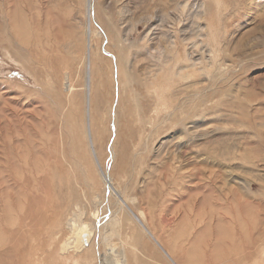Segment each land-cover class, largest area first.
I'll return each mask as SVG.
<instances>
[{
    "label": "rangeland",
    "instance_id": "374dc122",
    "mask_svg": "<svg viewBox=\"0 0 264 264\" xmlns=\"http://www.w3.org/2000/svg\"><path fill=\"white\" fill-rule=\"evenodd\" d=\"M86 14V0H0V264L57 263L79 206L96 224L120 216L116 246L133 241L147 247L140 260L170 264L94 162ZM91 22L100 34L91 49L93 139L116 188L167 247H186L173 252L177 261L264 263V0H95ZM212 172L226 174L219 191L229 180L242 188L243 224L238 201L212 193ZM230 247H248L249 258Z\"/></svg>",
    "mask_w": 264,
    "mask_h": 264
},
{
    "label": "bare ground",
    "instance_id": "6f19581e",
    "mask_svg": "<svg viewBox=\"0 0 264 264\" xmlns=\"http://www.w3.org/2000/svg\"><path fill=\"white\" fill-rule=\"evenodd\" d=\"M176 2V1H175ZM103 3V2H102ZM195 3V2H194ZM172 4V3H171ZM176 4V3H175ZM186 4V3H185ZM199 4V3H198ZM94 5H95V0H86V11H87V14H86V17H87V30H86V49H87V51H86V69H85V71H86V73H85V75H86V84H85V88H86V103H87V110H86V131H87V138H88V142H89V145H90V148H91V153H92V156H93V158H94V162H96V165H97V167H98V169H99V173H100V176H101V178L103 179V181H104V183H105V186L107 187V189H108V191L109 192H111L117 199H118V201L124 206V207H126V209H128V213L131 215V217H132V219H134V221H135V223L137 224V225H139V227L142 229L141 230V232L143 231V233L145 234V236H143V237H148V238H150L154 243H155V245L163 252V255H165L168 259H169V263L170 264H183L182 262H179V261H177V259H176V257H175V255H174V253L175 252H178V251H180V250H184L186 247H175V248H170L169 249V247H167V245H165L162 241H161V237L159 238V235H157V234H155V232L156 231H153V229L150 227V225L148 224L149 222H148V216H147V214L144 212V210L142 211V210H140V211H135L132 207H131V205L129 204V202H130V199H129V201L127 200L128 198H126L125 199V197L123 196V194H122V192L121 191H119L117 188H116V186H115V184H114V182H113V178L111 177V173L109 174V173H107L104 169H103V167H102V163L100 162V160H99V157H98V155H97V151H96V148H95V142H94V139H93V132H92V125H91V120H92V116H91V104H92V100H91V94H92V54H91V49H92V46H93V37H94V35H96V36H99L100 37V34H99V31L98 30H95L94 29V27L92 26V22H91V19H92V13H93V9H94ZM179 5V4H178ZM200 5H202L203 6V4H200ZM103 6H104V4H103ZM195 6V5H194ZM101 7V6H100ZM107 7V6H106ZM200 7V6H199ZM172 8V7H171ZM176 8V7H175ZM180 8V7H179ZM182 8V7H181ZM202 8V7H201ZM105 10V9H104ZM201 10V9H200ZM199 10V11H200ZM107 11V10H106ZM106 11H104V12H106ZM173 11V10H172ZM175 11V10H174ZM176 11H179V10H177L176 9ZM198 11V10H197ZM197 11H195V12H197ZM110 12V11H109ZM184 12H185V10H184ZM204 12V11H203ZM163 13V12H162ZM179 13V12H178ZM199 13H201V12H199ZM106 14H107V12H106ZM111 14V13H110ZM171 14V12H169V15ZM186 14V13H185ZM195 14V13H194ZM196 14H198V13H196ZM109 15V14H108ZM191 15H193V14H191ZM176 16V15H175ZM197 15H195V17H196ZM200 16V15H199ZM109 17H110V15H109ZM108 17V18H109ZM113 17V16H112ZM112 17H110V18H112ZM166 17V16H165ZM137 18V17H136ZM203 18V17H202ZM111 20V19H110ZM113 20V19H112ZM138 20V19H137ZM176 21V20H175ZM91 24H90V23ZM111 23H113V22H111ZM116 23V22H115ZM115 23H114V26H115ZM198 23V22H197ZM195 24V23H194ZM133 25V24H132ZM112 26V25H111ZM119 26V25H118ZM135 26V25H134ZM199 26V25H198ZM197 26V27H198ZM117 27V26H116ZM170 27V26H169ZM115 28V27H114ZM117 29V28H116ZM174 29V28H173ZM192 29V28H191ZM200 29V28H199ZM175 30V29H174ZM200 31V30H199ZM193 32V31H192ZM170 33V32H169ZM121 34V33H120ZM173 34V33H172ZM197 34V33H196ZM119 36V35H118ZM182 36V35H181ZM157 37V36H156ZM164 37V36H163ZM159 39V38H158ZM185 39V38H184ZM161 40H163L164 41V39H162L161 38ZM168 40V39H167ZM120 42H123V40L122 41H120ZM170 43V42H169ZM122 44H124V43H122ZM174 44V43H173ZM97 45V44H96ZM171 45H172V43H171ZM171 45H170V47H171ZM210 45V44H209ZM7 46V45H6ZM124 46V45H123ZM123 46H121V47H123ZM168 46V45H167ZM24 47V46H23ZM126 47V46H125ZM159 47H161V45L159 46ZM169 47V46H168ZM167 47V48H168ZM46 48V47H45ZM164 48V47H163ZM172 48V47H171ZM206 48V47H205ZM117 49V48H116ZM21 50H23V49H21ZM165 50H167V49H165ZM165 50H164V52H165ZM173 50V49H172ZM163 51V50H162ZM170 51V50H169ZM174 51V50H173ZM208 51H209V49H208ZM159 52H161L160 50H159ZM108 54V53H107ZM213 54V53H212ZM207 56V55H206ZM30 57V56H29ZM172 57V56H171ZM123 58V57H122ZM176 58V57H175ZM172 59H174V58H172ZM171 59V60H172ZM170 60V61H171ZM222 63V62H221ZM220 63V64H221ZM31 64V63H30ZM126 64V63H125ZM196 64V63H195ZM114 65V64H113ZM112 65V66H113ZM119 65V64H118ZM47 66V65H46ZM144 66V65H143ZM223 66V65H222ZM31 67V66H30ZM34 68V67H33ZM46 69L48 68V67H45ZM125 68V67H124ZM223 68V67H222ZM68 69H69V67H68ZM111 69V68H110ZM226 69V68H225ZM35 70V69H34ZM69 71V70H68ZM67 71V72H68ZM35 72V71H34ZM37 72V71H36ZM47 72V71H46ZM49 73V72H48ZM47 73V74H48ZM50 73H52L51 71H50ZM32 74V73H31ZM67 74V73H66ZM129 74H131V73H129ZM36 75V74H35ZM67 75H69V74H67ZM8 76V75H7ZM119 76V75H118ZM132 76V75H131ZM157 76V75H156ZM36 77V76H35ZM34 77V78H35ZM49 78H51V76H50V74H49V76H48ZM47 77V78H48ZM67 77V76H66ZM147 77V76H146ZM154 77V76H153ZM37 78V81H38V77H36ZM69 76L67 77V79H66V81H64V82H66L65 83V85H66V88L68 89V90H73V88L74 87H72L71 86V83H70V80H69ZM63 79V78H62ZM111 79V78H110ZM120 79V78H119ZM144 79V78H143ZM147 79V78H146ZM13 80V79H12ZM52 80V79H51ZM145 80V79H144ZM11 81V80H10ZM25 81V80H24ZM53 81V80H52ZM150 82V83H152L150 80H147V82ZM153 81V80H152ZM49 82V81H48ZM125 82V81H124ZM148 82V83H149ZM17 83V82H16ZM19 83V82H18ZM21 83V85H22V82H20ZM37 83H39V82H37ZM54 83V82H53ZM154 83V82H153ZM152 83V84H153ZM123 84V83H122ZM18 85V84H17ZM29 85V84H28ZM48 85H50V83H48ZM130 85V84H129ZM149 85V84H148ZM155 85H156V83H155ZM53 86H55V84L53 85ZM127 86H128V84H127ZM152 86V85H151ZM17 87V86H16ZM20 86H18V88H19ZM37 87H39L38 85H37ZM155 87V86H154ZM40 88V87H39ZM153 88V87H152ZM22 89H24V87L22 88ZM31 89V88H30ZM184 89V88H183ZM7 91H8V89H6ZM205 90V89H204ZM73 92V91H72ZM5 93V92H4ZM24 93V92H23ZM18 93H16V95H17ZM25 94H26V92H25ZM70 94H72L71 92H70ZM7 96V95H6ZM29 96V95H28ZM33 96V95H32ZM46 96V95H45ZM73 95H71V96H69V97H72ZM37 97V96H36ZM47 97V96H46ZM58 97V96H57ZM13 99V98H12ZM26 99H28V98H26ZM30 99V98H29ZM189 99V98H188ZM48 100V99H47ZM66 100V99H65ZM69 100V99H68ZM18 101V100H17ZM29 101V100H28ZM71 101H72V99H71ZM70 103V102H69ZM72 103V102H71ZM168 103V102H167ZM28 104V103H27ZM29 105V104H28ZM43 105H45L44 104V102H43ZM72 105H73V103H72ZM30 106V105H29ZM55 106H56V104H55ZM44 107V106H43ZM49 108L51 107V106H48ZM53 108V107H52ZM12 109V108H11ZM48 109V108H47ZM47 109H46V111H47ZM52 110V109H51ZM49 111V110H48ZM53 111V110H52ZM62 112V111H61ZM63 113V112H62ZM7 118V117H6ZM163 120V119H162ZM161 120V121H162ZM74 122V121H73ZM74 123H79V122H74ZM160 123V122H159ZM159 126V125H158ZM198 127V126H197ZM206 131V130H205ZM196 133V132H195ZM198 133V132H197ZM84 137H85V135H84ZM182 141V140H181ZM2 145V144H1ZM176 145H177V143H176ZM180 145V144H179ZM239 148V147H238ZM241 149V148H240ZM239 149V150H240ZM182 151V150H181ZM183 151H185V150H183ZM243 151H244V149H243ZM1 152V151H0ZM73 152H75V151H73ZM112 152V151H111ZM181 153V152H180ZM234 153V152H233ZM20 154V153H19ZM76 154V153H75ZM90 154V153H89ZM11 155V154H10ZM189 155V154H188ZM192 155V154H191ZM190 155V156H191ZM90 157H91V155H90ZM174 157V156H173ZM236 157V156H235ZM180 159V158H179ZM4 160V159H3ZM190 160V159H189ZM93 161V160H92ZM210 161V160H209ZM5 162V161H4ZM211 162V161H210ZM183 164H184V162H183ZM216 165V164H215ZM186 166V165H185ZM6 167V166H5ZM175 167V166H174ZM173 167V168H174ZM219 167V166H218ZM9 169H10V166L8 167ZM229 168H230V166H229ZM223 169V168H222ZM225 170H226V168H224ZM187 170V169H186ZM224 170V171H225ZM11 172V171H10ZM2 173V172H1ZM22 173V172H21ZM43 173V172H42ZM48 173V172H47ZM213 173V184H212V188H211V190H212V193L213 194H216V196H217V199H218V202H220V203H227V204H230L231 203V201H233L234 199H236L238 202H237V212H238V215L240 216L239 218H240V220H242V224L244 223V216L242 215V211H243V209H244V206H245V201H244V197H243V194H242V188L241 187H233V185H231V181L229 180V183H227L226 185H221V187H219L220 188V191H219V189L218 188H216V186H217V181H216V179H218V178H220V179H222L221 177H223V179H224V182H226V174L224 173V174H217V173H215V172H212ZM227 173V172H226ZM12 174V173H11ZM16 174H17V172H16ZM208 174V173H207ZM17 176V175H16ZM23 176V175H22ZM236 176V175H235ZM8 177V176H7ZM13 177H15V176H13ZM12 177V179H15V178H13ZM209 177H211V176H209ZM228 177V176H227ZM9 178V177H8ZM22 178V177H21ZM20 178V179H21ZM234 178V177H233ZM23 179V178H22ZM88 179H90V178H88ZM229 179V178H228ZM231 179H232V177H231ZM232 180H234V179H232ZM89 181V180H88ZM91 181V180H90ZM39 182V181H38ZM228 182V181H227ZM22 183H25V182H22ZM233 183V182H232ZM18 184V183H17ZM224 184V183H223ZM40 185V184H39ZM90 185V187L92 186L91 184H89ZM43 186V185H42ZM81 186V185H80ZM20 187V186H19ZM33 187V186H32ZM26 188V187H25ZM26 189H28V188H26ZM49 189V188H48ZM104 189H105V187H104ZM244 189V188H243ZM247 189V188H246ZM93 190H95V189H93ZM24 192H27V191H24ZM33 192V191H32ZM49 192V191H48ZM218 192V193H217ZM19 193H21V192H19ZM50 193V192H49ZM246 193V192H245ZM30 194V192L28 191V195ZM51 194V193H50ZM125 194V193H124ZM0 195H1V193H0ZM11 195V194H10ZM27 195V194H26ZM27 195V196H28ZM45 195V194H44ZM47 195H49V194H47ZM101 195V194H100ZM133 195V194H132ZM245 195V194H244ZM247 195V194H246ZM46 196V195H45ZM49 197V196H48ZM1 198H2V196H1ZM0 198V199H1ZM249 198V197H248ZM42 199H45V198H42ZM97 199L98 200H100L98 197H97ZM109 199V198H108ZM133 200H136V199H133ZM260 200V199H259ZM31 201H32V199H31ZM89 202V201H88ZM250 202V201H249ZM22 203H23V201H22ZM246 203H248V202H246ZM29 204H30V202H29ZM100 204V203H99ZM31 205V204H30ZM76 205V204H75ZM3 206V205H2ZM24 206V205H23ZM22 206V207H23ZM122 206V207H123ZM20 208V209H23V208ZM76 207V206H75ZM15 208V207H14ZM18 208V207H17ZM3 209V208H2ZM20 209H19V211H20ZM30 209V208H29ZM34 209V208H33ZM123 209V208H122ZM220 209V208H219ZM232 209H233V207H232ZM14 210H16V209H14ZM24 210V209H23ZM23 210H22V212H23ZM95 210H98L97 208L95 209ZM221 210H222V208H221ZM260 210V209H259ZM25 211V210H24ZM33 211V210H32ZM31 211V212H32ZM35 212H36V209L34 210ZM33 211V212H34ZM86 211V210H85ZM224 211V210H223ZM27 212V211H26ZM29 212H30V210H29ZM35 212H34V214H35ZM259 212V211H258ZM87 213V212H86ZM85 212H84V209L81 207V206H79V208L78 209H76V210H74L72 213H70L71 215H69L70 217H69V220H68V223H66V226H68V235L65 237V239H64V244L63 245H61V246H59V255H60V257L58 256L57 257V260H58V262L57 263H55V264H70V263H68L69 261H72V264H141V262L139 261L140 259H139V254H141V256L143 255L144 257L146 256V254L144 253V252H141V251H138L137 250V247H135V246H133L132 245V242L133 241H131L130 243H131V245H130V243H128L127 241H124L120 246H116L113 242H112V238L113 237H115L114 236V234H115V228H116V226H118V225H120L121 224V220H120V216L119 215H117V217L118 218H109V219H105L104 221V224H96V223H94L93 221H87L85 218V214H86ZM17 214H18V212H17ZM29 214H31V213H29ZM214 214V213H213ZM223 214V213H222ZM255 214H257V213H255ZM93 215V214H92ZM217 215H219V214H217ZM16 216V215H15ZM19 216V215H18ZM30 216V215H29ZM33 217H34V215H32ZM234 216L236 217V213L234 214ZM253 216V215H252ZM14 217V216H13ZM20 217V216H19ZM23 217V216H22ZM28 217V216H27ZM123 217V216H122ZM121 217V218H122ZM257 217H259V216H257ZM16 218V217H15ZM14 218V219H15ZM21 218V217H20ZM25 218V217H24ZM23 218V219H24ZM30 218V217H29ZM35 218H36V216H35ZM64 218V217H63ZM67 218V217H66ZM65 218V219H66ZM98 218V217H97ZM100 218V217H99ZM98 218V219H99ZM102 218V217H101ZM214 218V217H213ZM22 219V218H21ZM56 219V218H55ZM217 219V218H216ZM237 219H238V217H237ZM253 219V218H252ZM251 219V220H252ZM255 219V218H254ZM258 219H260V217L258 218ZM36 220V219H35ZM34 220V221H35ZM38 220V219H37ZM62 220V219H61ZM60 220V221H61ZM101 220V219H100ZM172 220V219H171ZM171 220H168V218H167V220L165 219L164 221H163V225H164V227H169V228H172V224H170L171 223ZM221 220V219H220ZM256 220V219H255ZM59 221V222H60ZM64 221V220H63ZM130 221V219H128L127 220V222H129ZM223 221V220H222ZM234 220L232 219V220H230V224H232V226H234V222H233ZM259 221V220H258ZM36 222V221H35ZM97 222H98V220H97ZM123 222H125V221H123ZM170 222V223H169ZM220 222V221H219ZM20 223H21V221H20ZM37 223V222H36ZM64 223V224H65ZM126 223V222H125ZM124 223V224H125ZM130 223V222H129ZM247 223V222H246ZM131 224V223H130ZM248 224V223H247ZM259 224H260V222H259ZM20 225V224H19ZM30 225H31V223H30ZM63 225V224H62ZM127 225H129V224H127ZM252 225H253V223H252ZM251 225V227H253ZM38 226V225H37ZM60 226H61V224H60ZM152 226H154V225H152ZM231 226V225H230ZM241 226V225H240ZM243 226V225H242ZM247 227H249V225L247 226ZM246 227V228H247ZM19 228V227H18ZM27 228H28V230H29V228L31 229V227H29L28 225H27ZM33 228V227H32ZM123 228V227H122ZM121 228V229H122ZM245 228V229H246ZM38 229V228H37ZM57 229H59V228H57ZM128 229V228H127ZM126 229V230H127ZM139 230V229H138ZM154 230H156L155 228H154ZM205 230H207V227L205 228ZM250 230H252V229H250ZM97 231L99 232V233H97ZM249 231V230H248ZM15 232V231H14ZM60 232H62V231H60ZM118 232H119V230H118ZM15 233H17V232H15ZM22 233H23V231H22ZM34 233V232H33ZM55 233V232H54ZM119 233H122V232H119ZM142 233V234H143ZM248 233H250V232H248ZM30 234V233H29ZM251 234V233H250ZM249 234V235H250ZM17 235V234H16ZM59 235V234H58ZM162 235V234H161ZM233 235H234V233H233ZM241 235V234H240ZM15 236V235H14ZM17 236H19V235H17ZM33 236V235H32ZM127 236V235H126ZM219 236V235H218ZM52 237V236H51ZM55 236H53V238H54ZM59 237V236H58ZM117 237V236H116ZM126 238V237H125ZM124 238V239H125ZM139 238V237H138ZM16 239V238H15ZM58 239V238H57ZM163 239V238H162ZM23 239H21V241H22ZM53 241H54V239H52ZM126 240H127V238H126ZM128 240H129V238H128ZM138 240H142V239H138ZM97 241V242H96ZM147 241V240H146ZM171 241V240H170ZM200 241V240H199ZM13 242V241H12ZM62 242V243H63ZM137 242V241H136ZM15 243H16V241H15ZM138 243V242H137ZM142 243V242H141ZM141 243H139V244H141ZM247 244V240L245 241V242H243L242 243V246L244 245V244ZM34 244V243H33ZM52 244V243H51ZM212 244V243H211ZM53 245V244H52ZM196 245V244H195ZM251 245V244H250ZM54 246V245H53ZM146 246V245H145ZM130 248V249H128V248ZM140 247V246H139ZM217 247V246H216ZM222 247V246H221ZM251 247V246H250ZM140 248H142V247H140ZM146 248V247H145ZM188 248H190V247H188ZM192 249H195V248H197V247H191ZM207 248V247H206ZM245 248V249H244ZM205 249V248H204ZM204 249H203V252H204ZM257 249H258V251L260 252V255H262V251H263V256H264V248H259V247H257ZM129 250V251H128ZM202 250V249H201ZM200 250V251H201ZM235 250H239L241 253H243V255H245V256H247L246 258H249V255H248V252H249V248L248 247H241V250L239 249V248H233V247H230L229 248V251L230 252H232V254L234 253L235 255H238V254H236L235 253ZM206 251V250H205ZM246 251H248V252H246ZM174 252V253H173ZM212 253V252H211ZM183 254V253H182ZM197 254V253H196ZM214 254V253H213ZM198 255V254H197ZM231 256V258H229V259H234V256L233 255H230ZM135 257L136 258H138L137 260L139 261H137L136 259H135ZM188 257H190V259H193L194 258V254H188ZM200 258H201V256H200ZM164 259H165V257H164ZM202 259V258H201ZM222 259V258H221ZM208 260H209V258H208ZM80 261H82V262H80ZM203 261V260H202ZM201 261V262H202ZM78 262H80V263H78ZM190 262V261H189ZM211 262V261H210ZM161 263H163V262H161ZM22 264H24V263H22ZM149 264V263H148ZM262 264H264V263H262Z\"/></svg>",
    "mask_w": 264,
    "mask_h": 264
},
{
    "label": "crops",
    "instance_id": "0c3cea01",
    "mask_svg": "<svg viewBox=\"0 0 264 264\" xmlns=\"http://www.w3.org/2000/svg\"><path fill=\"white\" fill-rule=\"evenodd\" d=\"M146 248H147V247H146ZM146 248H145V247H142V248H140L138 251L144 252V253L146 254V256H147V252H148V250H146ZM170 248H172V247H169V249H170ZM173 248H175V247H173ZM146 256H145V257H146ZM142 257H144V256L142 255ZM145 257H144V258H145ZM139 258H141V256H140ZM144 258H143L142 260H139V261L141 262V264H143L142 261L144 260ZM143 262H144L145 264H148V263H149L148 261H146V262L143 261Z\"/></svg>",
    "mask_w": 264,
    "mask_h": 264
}]
</instances>
